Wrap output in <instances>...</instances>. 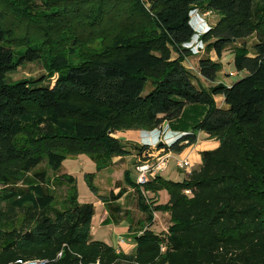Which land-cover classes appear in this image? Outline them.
<instances>
[{
  "label": "trees",
  "instance_id": "16d2710c",
  "mask_svg": "<svg viewBox=\"0 0 264 264\" xmlns=\"http://www.w3.org/2000/svg\"><path fill=\"white\" fill-rule=\"evenodd\" d=\"M148 1L146 10L137 0H0V264H264V0ZM195 8L219 17L201 37L207 47L197 60L208 88L182 60L195 36ZM109 20L118 30L113 39L103 35ZM21 26L40 27L43 39L16 51L11 39ZM54 27L72 38L82 32L88 47L99 41L100 49L78 57L75 45L50 54L43 45L51 50L45 37ZM226 51L242 76L224 84L209 54L220 59ZM47 54L58 73L53 86L43 77L8 82L9 72ZM164 124L182 132L158 146L165 152L192 147L198 132L218 147L201 152L200 167L183 181L157 176L143 186L167 192L166 204L151 198L149 205L151 216L168 213L170 225L162 236L142 230L131 254L118 253L92 239L94 206L78 202L74 177L56 173L69 156L87 157L97 171L133 152L144 160L148 146L123 143L116 133ZM93 180L84 175L97 196ZM61 186L62 196L55 192ZM123 193L97 197L107 206ZM106 208L121 219L120 207Z\"/></svg>",
  "mask_w": 264,
  "mask_h": 264
},
{
  "label": "crops",
  "instance_id": "0c3cea01",
  "mask_svg": "<svg viewBox=\"0 0 264 264\" xmlns=\"http://www.w3.org/2000/svg\"><path fill=\"white\" fill-rule=\"evenodd\" d=\"M212 52L209 54L211 56ZM212 60L213 58L210 57ZM198 60V58H197ZM221 73V72H220ZM220 73L219 77L220 78ZM203 83V86L205 88L209 87V84L207 85L206 82L201 80ZM224 84L226 83L224 81H219ZM214 102L217 107L219 108H226V105L224 104V98L222 96H216L214 97ZM166 125V124H164ZM168 126V124L166 125ZM131 131H125L121 133H116L115 137L122 141L123 143L127 144H138V145H144L146 143V140H143V136L146 135L144 131H134L135 136L131 135ZM149 141L153 142L157 138L155 134L150 135L148 133ZM165 137H161L158 141L157 145L160 144H170L173 142L176 138H178L180 135H182V132L180 131H174L169 129L168 132L165 133ZM163 140V141H162ZM214 139H210L207 134L204 132H198L197 133V142L195 145H193L190 148H186L180 153H173V156L181 159V160H187L190 163L191 171L196 170L201 165V157L200 153L202 152L201 149L208 146L207 144L211 142H206ZM162 141V142H161ZM216 141V140H214ZM209 146H213V144H209ZM144 157V156H141ZM138 156L137 152H133L131 155H128L126 157H116L113 158L111 163L105 168L101 169L100 171H97L96 165L89 160L85 156H78L75 159H69L64 161L67 162V168H64L62 165L61 171H63V174H68L75 178L76 180V188H78V180L84 181V175L85 174H94L95 178L103 179L106 186H104L102 189L94 185L98 190L97 196H103L108 197L111 193L114 195L118 194L119 190H123V195L120 199L117 201H109L106 203V205L111 206H118L121 209L120 214H118L120 217L117 216V218H121L118 222L111 219L109 216V213L107 211V206L104 205V203L99 200L97 196H95L93 193L90 192V190L87 188H84L83 195L81 196L78 193V202L80 204H92L95 208V215L92 218L91 221V236L92 239L95 241H101L105 244H107L109 247H112L115 249L118 253L123 254H131L134 249L130 246L136 247L135 238L141 234L142 231L139 229L143 228V223L146 226H144V229L149 227L151 223L153 225L150 227L151 230H153V227H155L154 222L157 218V212L153 213V219L149 220L150 218V211H152V206L149 205L150 199L154 198L156 200L157 205L160 204V192H151L147 191L144 195L142 193L143 189L141 187H137L136 180L131 181L129 179L130 173H136L135 167L138 163V161L141 158ZM173 162V169L177 170L180 174L183 175V179L179 182L183 181L186 178V173L183 170H179L175 166V160L171 159L169 161ZM63 163V164H64ZM169 166V165H168ZM172 169V168H171ZM169 171V167L163 172H161L158 177L162 178V174ZM109 172L108 180L107 178L104 180L105 175L102 177L103 173ZM137 174V173H136ZM126 176V177H125ZM123 179H126L123 180ZM165 180L164 178H162ZM85 183V181H84ZM94 184V180H93ZM86 185V184H85ZM107 194V195H106ZM168 195H167V201H168ZM148 206V210H146L145 205ZM166 201V202H167ZM162 205V204H160ZM165 215H168V213H165ZM169 217V215H168ZM96 219V220H95ZM104 221H107V223H103ZM143 229V230H144Z\"/></svg>",
  "mask_w": 264,
  "mask_h": 264
},
{
  "label": "rangeland",
  "instance_id": "374dc122",
  "mask_svg": "<svg viewBox=\"0 0 264 264\" xmlns=\"http://www.w3.org/2000/svg\"><path fill=\"white\" fill-rule=\"evenodd\" d=\"M140 4V6H144L145 9H149V4H147V2H149L148 0H137ZM133 12H139L136 9L133 8ZM190 19H191V24L195 30V36L193 37V39L185 46L187 49V53H185L184 55H182V60H183V64L185 66V68L192 74V76H194L197 80L198 83H200L201 85H203V83L201 82L202 78L200 77L199 73H198V68H197V58L201 57L203 55V52L205 50V48L207 47V43L202 42L201 37L208 32V30L214 26H216L219 23V17L211 14V13H205L204 11H202V9H198L195 8L190 12ZM102 26H104V31H103V35L105 38L107 39H113L116 37L118 30L115 28V21L114 20H109L104 21V23L102 24ZM36 27V26H35ZM40 27H41V23H40ZM39 27V28H40ZM39 28H32V29H28V31H24L23 30V26H21L19 30V32L17 33V35L13 36L11 39V42H13L14 46H15V50L19 51L20 46H22L21 44L24 43L26 40H32V41H36L39 42L40 38H41V34H40V30ZM53 34L52 36H48V38L45 37V39L49 40L51 42V50L48 51L47 48H45V46L43 45V49H45L47 52H49L50 54H55L58 52H66L68 51V49L70 47H74L75 45L76 47V51H77V56H83L84 53H89V52H94L95 50H99L100 49V42L98 41L99 47L97 46V44L88 47L87 44L89 43L90 39H82V32H80L77 37H73V32L69 34L65 31V30H59L56 31V27H54L51 31ZM89 37V36H87ZM93 37V36H92ZM94 38H97V34H95ZM43 39V38H41ZM41 43V42H40ZM247 48H251V45L253 43V38H249L246 40V42H244ZM44 50V52H45ZM46 53V52H45ZM17 55V53H16ZM16 55L15 58L16 59ZM49 57V54L44 55V58L38 62V63H34V64H27L24 66L19 67L18 69H16L15 71L9 72L7 74V80L10 83L16 82V81H20L22 79H38V78H45V84H48L50 86H53L58 73H54L51 72L49 70L48 64H47V58ZM213 58L214 61H217L220 63L221 66V73H220V78L218 79V81H224L226 80V83H233L235 81H237L238 79H240V77L242 75H237L234 67H233V54L230 51H226L222 54V57L220 59L216 58V55L212 52L211 56ZM208 85V84H207ZM167 125V124H166ZM163 125L162 131H161V135H163L164 133L169 131L168 126ZM131 135L135 136L136 133H134V131L130 132ZM144 133L146 135L143 136V140H146V143L144 145L148 146V147H152L155 146L158 141H159V135H156L157 138L155 140H153V142L149 141L148 138V134ZM163 137V136H161ZM23 140H25L24 138H22ZM206 142H211L213 144V146H209V144H207L208 146L204 147L201 149V151H212L215 150L218 147V142L214 141V140H210V141H206ZM74 156H69L67 158V160L69 159H75ZM201 157V156H200ZM64 163V162H63ZM64 166V168H67V162H65L64 164H62ZM169 171L166 173L162 174V178H164L167 181H173V182H179L180 180L183 179V175L180 174L177 170L173 169V162H170L169 164ZM172 168V169H171ZM64 172L63 171H58L56 173V176H60L62 175ZM64 175V174H63ZM68 175V174H67ZM105 175L104 180L107 178H110L109 176V172L103 173V175H101L102 177ZM137 177V174L135 173H130L129 174V179H131V181H135ZM75 179V178H74ZM126 181V179H123ZM53 184V183H52ZM94 185H96L99 188H103L105 185L103 179L100 178H95L94 179ZM78 193L81 196L83 195V191L84 188H86V185L84 183L83 180H78ZM55 192L57 194H59L60 196H62L65 193V186H61L56 188ZM107 195V194H106ZM109 196V195H108ZM167 192L165 190H161L160 192V204H166L167 202ZM150 218L154 217L149 215ZM96 220V219H95ZM149 222V220H148ZM146 223H143V228L141 227L139 230L142 231L144 229V226H146ZM153 225V223H151L149 225L150 228ZM155 227H153V231L162 236L164 234H166L168 227L170 225L169 222V217L168 215H165V212H161V211H157V218L154 222ZM98 241V240H97ZM133 249L135 248V246H130Z\"/></svg>",
  "mask_w": 264,
  "mask_h": 264
},
{
  "label": "built area",
  "instance_id": "2783aa9c",
  "mask_svg": "<svg viewBox=\"0 0 264 264\" xmlns=\"http://www.w3.org/2000/svg\"><path fill=\"white\" fill-rule=\"evenodd\" d=\"M162 127V126H161ZM157 128L154 131L150 132V135L155 134L159 135V140L161 136L165 137V133L161 135L162 128ZM163 141V140H162ZM161 141V142H162ZM164 144V143H163ZM159 145L148 147L150 149L149 153L145 156L146 159H140L135 167L137 173L136 184L143 188L149 181L156 178L161 172L165 171L169 165L171 159L175 160V166L179 170H183L186 175L191 173V166L187 160H181L173 156L172 152H165L163 149H158ZM145 195L146 191H142ZM186 195L190 194L189 191L184 192ZM161 251H164V248H161ZM20 264H47L44 260H33L27 262H19Z\"/></svg>",
  "mask_w": 264,
  "mask_h": 264
},
{
  "label": "clouds",
  "instance_id": "9594fccd",
  "mask_svg": "<svg viewBox=\"0 0 264 264\" xmlns=\"http://www.w3.org/2000/svg\"><path fill=\"white\" fill-rule=\"evenodd\" d=\"M150 133V132H149Z\"/></svg>",
  "mask_w": 264,
  "mask_h": 264
}]
</instances>
